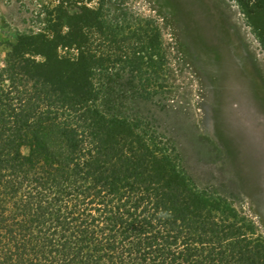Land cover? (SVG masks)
I'll list each match as a JSON object with an SVG mask.
<instances>
[{
	"label": "trees",
	"instance_id": "trees-1",
	"mask_svg": "<svg viewBox=\"0 0 264 264\" xmlns=\"http://www.w3.org/2000/svg\"><path fill=\"white\" fill-rule=\"evenodd\" d=\"M56 1L0 66V264H264V240L121 111L164 94L159 35L109 20L106 0Z\"/></svg>",
	"mask_w": 264,
	"mask_h": 264
},
{
	"label": "rangeland",
	"instance_id": "rangeland-1",
	"mask_svg": "<svg viewBox=\"0 0 264 264\" xmlns=\"http://www.w3.org/2000/svg\"><path fill=\"white\" fill-rule=\"evenodd\" d=\"M57 6L0 0V66L19 35L47 32V13ZM84 6L95 10L101 2ZM258 6L259 0H106L104 14L159 35L167 61L166 80L159 81L164 94L152 87L149 97L120 99L122 113L174 152L200 191L226 200L264 240V11ZM134 45L125 52L133 55ZM141 47L134 53L149 63L143 71H157L149 62L157 56ZM135 84L142 93L144 83Z\"/></svg>",
	"mask_w": 264,
	"mask_h": 264
}]
</instances>
